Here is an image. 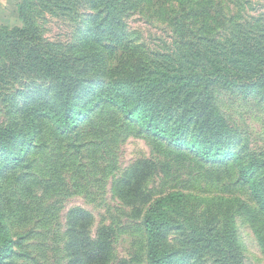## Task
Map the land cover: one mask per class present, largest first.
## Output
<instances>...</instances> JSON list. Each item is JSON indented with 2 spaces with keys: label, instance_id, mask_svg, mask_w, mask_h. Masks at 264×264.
Here are the masks:
<instances>
[{
  "label": "trees",
  "instance_id": "obj_1",
  "mask_svg": "<svg viewBox=\"0 0 264 264\" xmlns=\"http://www.w3.org/2000/svg\"><path fill=\"white\" fill-rule=\"evenodd\" d=\"M155 1L160 16L174 26L178 45L171 53L142 56L126 31L130 0H24L18 6L23 27L0 28V81L41 77L49 81L50 98L28 103L21 110L22 123L0 128V152L8 156L0 161V170L26 168V151L41 132L40 120L57 133L71 134L98 107L111 106L179 155L204 163L232 160L254 204L251 209L238 198L201 199L181 192L149 199L144 186L158 167L136 162L118 181L115 193L128 205H144L146 264H181L192 249L208 251L211 264H240L231 213L237 202L236 212L257 228L256 233L264 227V162L243 163L236 154L225 153L229 129L213 104L212 91H264V0ZM86 5L81 45L53 50L42 41L35 16L71 14ZM70 213L69 264H108L113 230L100 228L93 241L86 233L90 216L81 210ZM174 234L182 238L180 243L171 238ZM190 235L197 238L195 243ZM11 244L0 218V264L12 253Z\"/></svg>",
  "mask_w": 264,
  "mask_h": 264
},
{
  "label": "rangeland",
  "instance_id": "obj_2",
  "mask_svg": "<svg viewBox=\"0 0 264 264\" xmlns=\"http://www.w3.org/2000/svg\"><path fill=\"white\" fill-rule=\"evenodd\" d=\"M23 1L0 0V28L23 27L18 12ZM130 1L133 7L125 17L126 31L137 47V55L171 53L176 49L175 28L160 16L159 2ZM88 9L86 5L71 14L44 12L35 16L42 41L53 50L81 45L85 33L81 28ZM4 79L5 83L0 81V128L22 123V108L34 100L50 98L46 79L32 75ZM212 98L229 129L225 153L236 154L243 163L264 162V91L215 88ZM80 125L71 134H60L49 122L40 120L41 132L26 151V168L23 165L0 170V218L12 243V253L2 264H69L68 221L75 210L90 216L86 233L93 241L100 228L113 230L108 264H146L141 227L144 205H128L115 193L118 181L140 161L153 162L158 167L144 186L149 199L181 192L201 199L238 198L254 209L232 160L204 163L194 156L179 155L108 105L98 107ZM7 157L0 152V161ZM261 173L264 175V170ZM178 199L175 197V201ZM208 204L215 206L214 202ZM178 205L174 209L179 213ZM235 206L237 210V202ZM236 210L231 213L232 240L238 244L239 263L264 264V227L256 233L257 228ZM171 238L179 243L182 239L177 234ZM188 239L197 241L192 235ZM194 251L189 250L181 264H211L213 258L208 251Z\"/></svg>",
  "mask_w": 264,
  "mask_h": 264
}]
</instances>
